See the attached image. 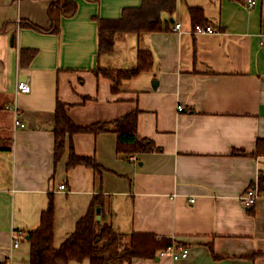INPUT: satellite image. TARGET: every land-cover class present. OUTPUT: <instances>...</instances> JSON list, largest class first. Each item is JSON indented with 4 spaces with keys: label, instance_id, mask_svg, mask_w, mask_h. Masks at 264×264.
Returning a JSON list of instances; mask_svg holds the SVG:
<instances>
[{
    "label": "crops",
    "instance_id": "crops-1",
    "mask_svg": "<svg viewBox=\"0 0 264 264\" xmlns=\"http://www.w3.org/2000/svg\"><path fill=\"white\" fill-rule=\"evenodd\" d=\"M51 1L0 0V262L28 264L29 245L13 248L12 232L35 229L50 199L58 246L55 233L66 237L97 196L99 220L115 230L188 248L178 260L156 254L131 264H264V193L250 207L240 200L264 172V155L232 154L264 138V0H176L159 31L116 34L107 53L98 50V21L142 0H73L58 32L47 30ZM194 23L216 32L192 34ZM23 49L34 50L26 65ZM140 49L151 53L147 70L118 85L102 74L134 67ZM19 80L28 93L16 91ZM57 102L80 126L135 113L136 135L154 149L127 151L114 131L74 133L55 161ZM71 150L101 171L67 168Z\"/></svg>",
    "mask_w": 264,
    "mask_h": 264
},
{
    "label": "trees",
    "instance_id": "trees-1",
    "mask_svg": "<svg viewBox=\"0 0 264 264\" xmlns=\"http://www.w3.org/2000/svg\"><path fill=\"white\" fill-rule=\"evenodd\" d=\"M175 1L142 0L137 7L123 8L117 19H100L98 21L99 53H107L113 49L116 34L159 31L162 27L161 12H172L175 8ZM198 10L190 8L191 16H194ZM75 11L76 3L73 0L51 1L48 6L50 26L47 30L58 32L60 18L71 16ZM33 54L32 49L21 50V63L28 64ZM136 58L134 67L105 69L101 72L110 77L115 85H118L122 80L131 78L151 66L152 56L148 50H138ZM135 119V113H128L110 122H95L80 126L71 121L64 105L57 102L54 111L55 161L63 153L65 136L74 133L98 134L114 131L117 133L119 147H124L130 152L152 151L154 149L152 142L136 135ZM232 154L253 157L264 155V138H258L251 151L234 149ZM75 165L90 167L96 172L102 169L93 156L77 155L71 150L66 167L71 168ZM257 188L260 193H264L262 171L258 175ZM101 202L97 196L93 198L87 212L76 220L73 230L58 246H55L53 243L54 209L50 199L46 208L41 211L39 225L23 237L29 245L28 264H69L70 261L81 262L83 260H88V264H131L133 258L154 257L159 250L172 244V239L168 237H158L150 233L125 234L115 230L110 224L96 220L95 209L97 206L101 208ZM0 264H6V262H0Z\"/></svg>",
    "mask_w": 264,
    "mask_h": 264
},
{
    "label": "built area",
    "instance_id": "built-area-1",
    "mask_svg": "<svg viewBox=\"0 0 264 264\" xmlns=\"http://www.w3.org/2000/svg\"><path fill=\"white\" fill-rule=\"evenodd\" d=\"M247 6L252 7L255 4V0H246ZM173 31L180 32L181 25L179 22H176L173 24L172 27ZM192 34H212L215 33L216 30L211 26L207 24H200L196 23L192 26V29L190 31ZM264 42V38L262 39ZM16 91L18 93H28L30 91V85L23 80L17 81L16 84ZM178 111L182 110L181 106H177ZM13 125L17 128H23L24 123L18 118L15 117L13 120ZM132 160H135L134 157H131ZM264 174V172H262ZM65 188L64 184H60L58 186V189L63 190ZM259 195V191L257 188V182H254L251 186H249L245 192V194L241 195L240 200L241 203L245 207H250L255 202ZM193 199H190V202H193ZM24 233L21 230H13L12 232V247L17 248L19 246L20 240L23 239ZM188 254V248L182 244H178L175 242H172L171 245H169L165 249H161L157 252L158 256H169L172 260H178L181 258L186 257ZM6 264H9V262H6Z\"/></svg>",
    "mask_w": 264,
    "mask_h": 264
},
{
    "label": "rangeland",
    "instance_id": "rangeland-1",
    "mask_svg": "<svg viewBox=\"0 0 264 264\" xmlns=\"http://www.w3.org/2000/svg\"><path fill=\"white\" fill-rule=\"evenodd\" d=\"M64 237L65 236L59 235V233H55V244L56 245L59 244L64 239ZM77 262H79V261H77ZM20 264H26V258H24L23 262H21Z\"/></svg>",
    "mask_w": 264,
    "mask_h": 264
},
{
    "label": "water",
    "instance_id": "water-1",
    "mask_svg": "<svg viewBox=\"0 0 264 264\" xmlns=\"http://www.w3.org/2000/svg\"><path fill=\"white\" fill-rule=\"evenodd\" d=\"M99 212H100V208L99 207H96V209H95V213H96L95 219L96 220H99L100 219Z\"/></svg>",
    "mask_w": 264,
    "mask_h": 264
}]
</instances>
